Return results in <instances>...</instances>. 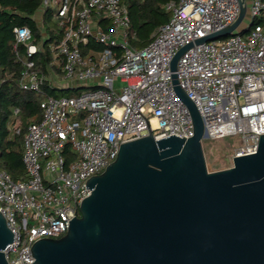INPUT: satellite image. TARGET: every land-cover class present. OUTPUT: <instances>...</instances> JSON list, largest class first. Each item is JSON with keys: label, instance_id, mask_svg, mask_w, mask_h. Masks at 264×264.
<instances>
[{"label": "built area", "instance_id": "2783aa9c", "mask_svg": "<svg viewBox=\"0 0 264 264\" xmlns=\"http://www.w3.org/2000/svg\"><path fill=\"white\" fill-rule=\"evenodd\" d=\"M246 4L244 28L201 43L236 20L238 0H172L168 21L143 47L133 45L126 0H43L34 15L38 40L28 26L14 28L22 62L17 85L41 96V111L22 139L25 178L14 180L0 165V212L14 238L9 264H30L36 240L67 232L66 213L80 215L87 180L116 159L121 143L149 133L146 120L156 139L193 136L171 70L187 45L175 73L202 116L203 139L240 136L233 157L257 150L264 134V0ZM44 52L48 58L38 63ZM20 115L11 108L9 138L22 132Z\"/></svg>", "mask_w": 264, "mask_h": 264}, {"label": "water", "instance_id": "95a60500", "mask_svg": "<svg viewBox=\"0 0 264 264\" xmlns=\"http://www.w3.org/2000/svg\"><path fill=\"white\" fill-rule=\"evenodd\" d=\"M238 1L234 22L196 42L232 34L247 13L246 0ZM190 46L171 70L193 136L156 139L143 117L149 133L121 143L116 159L87 180L80 215L67 211L64 235L36 240L30 264H264V134L254 153L208 170L202 116L175 73ZM13 241L0 212V264H9Z\"/></svg>", "mask_w": 264, "mask_h": 264}, {"label": "trees", "instance_id": "16d2710c", "mask_svg": "<svg viewBox=\"0 0 264 264\" xmlns=\"http://www.w3.org/2000/svg\"><path fill=\"white\" fill-rule=\"evenodd\" d=\"M129 6L131 30L135 34L133 45L143 47L152 39L156 29L168 21L169 13L165 4L172 0H126ZM43 0H0V165L7 170L14 180L25 178L26 169L22 160V133L26 124L34 116L40 115L41 96L33 91L22 90L17 85L18 74L22 62L17 60L14 50V28L28 26L34 38H40L38 22L34 15L41 8ZM50 20L49 14L45 22ZM53 31V30H52ZM20 55L24 58L25 51L21 47ZM36 61L48 58V52L37 55ZM44 68V66H41ZM50 92V91H49ZM54 95L57 92L51 91ZM21 109L19 124L21 134L9 138L7 123L11 108Z\"/></svg>", "mask_w": 264, "mask_h": 264}, {"label": "rangeland", "instance_id": "374dc122", "mask_svg": "<svg viewBox=\"0 0 264 264\" xmlns=\"http://www.w3.org/2000/svg\"><path fill=\"white\" fill-rule=\"evenodd\" d=\"M249 2L250 0H246ZM249 13H246L244 19L239 24L238 28H244L249 22ZM83 90V89H82ZM81 92V90L79 91ZM59 94L71 95V91H58ZM24 132L22 133L23 139ZM207 168L209 171H217L229 168L232 165V157L240 146V136H226L221 139L202 140Z\"/></svg>", "mask_w": 264, "mask_h": 264}]
</instances>
